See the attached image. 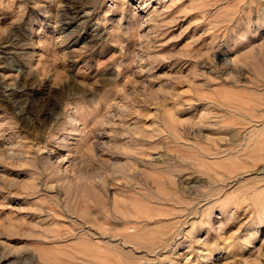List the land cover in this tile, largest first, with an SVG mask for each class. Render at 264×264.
Wrapping results in <instances>:
<instances>
[{
    "label": "rangeland",
    "instance_id": "obj_1",
    "mask_svg": "<svg viewBox=\"0 0 264 264\" xmlns=\"http://www.w3.org/2000/svg\"><path fill=\"white\" fill-rule=\"evenodd\" d=\"M0 264H264V0H0Z\"/></svg>",
    "mask_w": 264,
    "mask_h": 264
}]
</instances>
